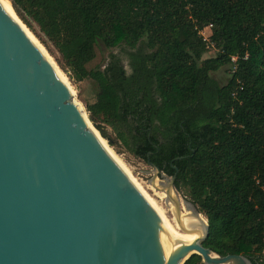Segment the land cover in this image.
<instances>
[{
  "label": "trees",
  "instance_id": "1",
  "mask_svg": "<svg viewBox=\"0 0 264 264\" xmlns=\"http://www.w3.org/2000/svg\"><path fill=\"white\" fill-rule=\"evenodd\" d=\"M31 1L12 7L76 81L98 84L86 107L102 137L116 145L100 122L135 157L178 169L175 188L208 221L204 247L264 264V0ZM210 25L217 56L204 59ZM100 45L128 48L130 73L115 56L89 71Z\"/></svg>",
  "mask_w": 264,
  "mask_h": 264
},
{
  "label": "water",
  "instance_id": "2",
  "mask_svg": "<svg viewBox=\"0 0 264 264\" xmlns=\"http://www.w3.org/2000/svg\"><path fill=\"white\" fill-rule=\"evenodd\" d=\"M73 97L0 2V264H254L204 247L209 224L176 193L178 169L167 180L149 163L168 219Z\"/></svg>",
  "mask_w": 264,
  "mask_h": 264
},
{
  "label": "rangeland",
  "instance_id": "3",
  "mask_svg": "<svg viewBox=\"0 0 264 264\" xmlns=\"http://www.w3.org/2000/svg\"><path fill=\"white\" fill-rule=\"evenodd\" d=\"M31 5L33 9L37 10L42 5V0H32ZM16 13V12H15ZM18 16V14L16 13ZM21 23L31 31L33 36L37 39V41L41 44L43 48L47 51L49 57L53 60L55 66L60 71L61 75L68 81L73 92V99L82 108V111L86 114L87 118L90 120L91 125L97 131V133L102 137L100 132L97 130L93 122L91 121L90 114L87 111V105L94 104L97 100V95L99 93L98 84L95 80L89 78L82 82H78L73 78L72 73L69 69L63 67L59 62V56L55 52V50L46 46L42 40V36L39 34L38 27L33 23L31 24V28L18 16ZM204 36L207 38L211 35V31L207 28L202 31ZM128 52L129 49L125 47H118L114 49H107L103 45L97 47L96 50V58L93 62H91L87 68L92 72H104L108 67L109 63L112 60V57L115 56L120 59L121 63L124 65L125 69L128 73H130L129 68V60H128ZM217 56V50L210 45L207 53L204 55V59L215 58ZM211 77L216 80L219 84L224 85L230 78L229 67H223L218 72L212 73ZM101 125L109 136L114 140L115 146H111L109 141L103 139L106 143L105 145L111 151L112 155L119 161V163L130 173L131 176L135 178V180L142 186L145 192L154 200V202L159 206L164 212L165 216L170 219L172 222L177 224L175 213L166 205L165 201L167 198V194L163 190H157L152 184L148 183L151 179L154 178V168L148 165L145 161L135 157L129 150L119 141L117 137V133L111 127L106 124L100 122ZM165 179L169 180V176L164 173L159 174ZM181 200L189 201L188 196L185 195L182 191H176ZM160 194V196H159ZM162 194V195H161ZM164 196V197H162ZM162 197V198H161ZM183 210H186L184 202H183Z\"/></svg>",
  "mask_w": 264,
  "mask_h": 264
},
{
  "label": "bare ground",
  "instance_id": "4",
  "mask_svg": "<svg viewBox=\"0 0 264 264\" xmlns=\"http://www.w3.org/2000/svg\"><path fill=\"white\" fill-rule=\"evenodd\" d=\"M0 2L3 4V6L8 10V12L17 20L19 21V23H21L20 19L18 18V16L16 15L13 7H12V2L10 0H0ZM22 24V23H21ZM23 25V24H22ZM23 28L26 30L27 34L31 37V39L37 44V46L42 50V52L45 54V56L49 59V61L53 64V66L55 67L57 73L59 74V76L63 79V81L69 86V88L71 89L68 81L61 75L60 71L57 69V67L55 66L53 60L49 57L47 51L45 50V48H43L41 46V44L37 41V39L33 36V34L31 33V31H29V29H27L24 25ZM72 91V89H71ZM74 91H72L73 93ZM75 102V101H74ZM76 103V102H75ZM82 110V108H81ZM83 114L86 116V114L83 112ZM103 144L105 145L106 143L103 141ZM105 147L107 148V146L105 145ZM107 150L110 152V154L112 155L111 151L107 148ZM113 156V155H112ZM114 157V156H113ZM115 158V157H114ZM115 160L119 163V161L115 158ZM119 165L130 175V173L119 163ZM131 176V175H130ZM134 181L139 185V187L144 191V193L150 198V200L155 204V206L164 214V212L162 211V209L157 206V204L154 202V200L145 192V190L142 188V186L135 180V178L133 176H131ZM162 195V194H161ZM160 196V194H159ZM164 197V196H162ZM161 197V198H162ZM183 209V207H182ZM165 215V214H164ZM183 216L185 217H191V214L187 211V210H183ZM201 219H203L205 221V219L201 216ZM200 219V220H201ZM184 225L186 223H183Z\"/></svg>",
  "mask_w": 264,
  "mask_h": 264
},
{
  "label": "built area",
  "instance_id": "5",
  "mask_svg": "<svg viewBox=\"0 0 264 264\" xmlns=\"http://www.w3.org/2000/svg\"><path fill=\"white\" fill-rule=\"evenodd\" d=\"M207 29H209L210 31H211V35H212V25H210V26H208V27H206ZM203 31V30H202ZM200 32V36L202 37V39H203V41L206 43V45H207V49L210 47V45H212L213 46V44L211 43V35L209 36V37H205L204 36V33L203 32ZM214 47V46H213ZM232 62H236V60H237V58L236 57H233L232 59ZM236 69V67L234 66L233 67V70H235Z\"/></svg>",
  "mask_w": 264,
  "mask_h": 264
}]
</instances>
